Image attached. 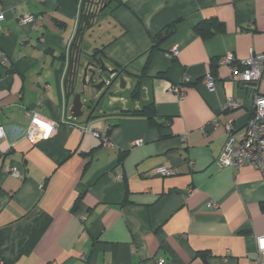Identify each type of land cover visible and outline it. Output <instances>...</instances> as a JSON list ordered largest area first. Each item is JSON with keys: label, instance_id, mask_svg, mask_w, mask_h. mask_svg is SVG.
Instances as JSON below:
<instances>
[{"label": "crops", "instance_id": "0c3cea01", "mask_svg": "<svg viewBox=\"0 0 264 264\" xmlns=\"http://www.w3.org/2000/svg\"><path fill=\"white\" fill-rule=\"evenodd\" d=\"M81 4L0 0V57L11 58L0 64V124L25 128L28 109L59 123L52 137L35 143L0 138V260L256 264V237L264 235L262 172L216 165L228 136L222 123L231 121L242 136L254 103L230 66L213 60L264 52V0H110L100 46L125 74L152 78L141 103L154 98L160 127L122 113L88 124L71 117L64 79ZM26 14L35 21L21 25ZM211 17L223 31L202 38L194 27ZM207 72L215 77L212 91L203 82ZM230 96L243 105L224 109ZM108 125L104 145L92 131ZM158 166L175 173L160 175Z\"/></svg>", "mask_w": 264, "mask_h": 264}, {"label": "built area", "instance_id": "2783aa9c", "mask_svg": "<svg viewBox=\"0 0 264 264\" xmlns=\"http://www.w3.org/2000/svg\"><path fill=\"white\" fill-rule=\"evenodd\" d=\"M34 21L35 17L33 14H26L19 18V23L21 25L33 23ZM171 50L174 55L178 52V48L176 46H173ZM10 60V56L4 53L0 57V64L4 66ZM219 63L229 65L232 76L250 89L254 107L253 113L246 124V128L242 136L238 137L234 133V125L231 121L222 123L228 136L221 154L216 161V165L220 169L227 166L234 169H239L245 165L254 166L260 169L264 177V94L259 91V81L261 80L264 72V52L257 54L251 53L249 57L239 61L232 52H227L220 57ZM203 82L209 90H214L215 77L212 73L207 72L203 77ZM172 89L180 97L184 95V90H182L179 85H172ZM41 103L42 98H39L37 100V104ZM242 105L243 101L241 98L230 96L225 99L223 108L236 109ZM26 116L29 119V123L25 128L8 129L4 125L0 124V138L20 135L35 143L41 140L49 139L58 129V122L40 115L34 109H28L26 111ZM216 124L219 123L217 122ZM107 129L108 126H104L101 129H94L92 131V134L98 137L104 145L110 144ZM182 139H185V136H182ZM136 142L139 143L141 140H137ZM8 170L14 175L20 176L16 167L9 166ZM156 172L160 175H170L175 173V170L165 166H158ZM256 242L257 256L255 258V262L256 264H264V235L257 236ZM164 261L165 259L158 258L157 264H164ZM0 264L9 263L4 260H0Z\"/></svg>", "mask_w": 264, "mask_h": 264}, {"label": "water", "instance_id": "95a60500", "mask_svg": "<svg viewBox=\"0 0 264 264\" xmlns=\"http://www.w3.org/2000/svg\"><path fill=\"white\" fill-rule=\"evenodd\" d=\"M109 5L110 0H82L80 19L70 44L64 79L65 96L72 118L80 119L86 110L89 111L85 124L103 116L128 111L131 107L140 109L139 101L131 102L123 96L131 87L132 78L121 73L102 55L96 56V47L90 49L92 29L110 13L104 11ZM92 56H95L94 60Z\"/></svg>", "mask_w": 264, "mask_h": 264}, {"label": "trees", "instance_id": "16d2710c", "mask_svg": "<svg viewBox=\"0 0 264 264\" xmlns=\"http://www.w3.org/2000/svg\"><path fill=\"white\" fill-rule=\"evenodd\" d=\"M120 2H122V1H120ZM109 12L111 13L112 9ZM178 22H179V20H176V21L168 24L165 27V29H167L168 33H172L174 31L176 24ZM223 28H224V26H223L222 21H220L216 17H211V18L204 19V20L200 21L194 27V30L202 38H207V37L212 36L213 34H215L218 31H223ZM158 44H159V39L157 40V42H155V44L152 46V48H154ZM104 47H105V45H102L100 47H96L94 54L95 55H102L104 58H106L104 55ZM218 60L219 59H215V60H213V62L217 63ZM108 62H110V64H112L113 66L117 67L119 69V71H121V73H123V74L126 73L124 71V69H122L118 64L114 63L113 61H110L109 59H108ZM127 75L131 76V78L133 80V84H132L131 88L125 93V95H126V97H128L130 99L131 102L139 101L140 109H134L133 107H131L128 111L122 112V114L143 116V117L147 118L150 125L156 126V127L162 126L163 122L160 120V116L157 113L154 98L151 96V98L148 101H146L145 103H141L142 97L144 94L143 87L146 84V82H151L152 78L148 77L144 73L141 75H129L127 73ZM242 85L249 90V93L251 95L250 89L247 86H245L244 84H242ZM110 128H111V126L108 125V129H107L108 134L110 133ZM202 254L204 255V252Z\"/></svg>", "mask_w": 264, "mask_h": 264}, {"label": "rangeland", "instance_id": "374dc122", "mask_svg": "<svg viewBox=\"0 0 264 264\" xmlns=\"http://www.w3.org/2000/svg\"><path fill=\"white\" fill-rule=\"evenodd\" d=\"M108 15L101 18L99 25H95L92 29V36L90 38L91 48L100 46L101 37L105 36L107 30Z\"/></svg>", "mask_w": 264, "mask_h": 264}, {"label": "flooded vegetation", "instance_id": "af4514ba", "mask_svg": "<svg viewBox=\"0 0 264 264\" xmlns=\"http://www.w3.org/2000/svg\"><path fill=\"white\" fill-rule=\"evenodd\" d=\"M111 9H112V6L109 5V7H108L107 9H104V11L107 12V14H108V12H109ZM104 11H103V12H104ZM105 12H104V13H105ZM96 56H97V55H96ZM91 59L94 60V59H95V56H92ZM105 59H106V58H105ZM106 60H107V59H106ZM107 61H108V60H107ZM111 65H112V64H111ZM112 66H113V65H112ZM124 96H126V95L124 94ZM88 113H89V111L86 110L84 116H83L81 119H83V120L85 121V119H86ZM90 121H91V120H90ZM90 121H89V122H90Z\"/></svg>", "mask_w": 264, "mask_h": 264}]
</instances>
